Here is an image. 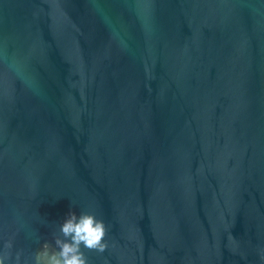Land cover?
Returning <instances> with one entry per match:
<instances>
[{
  "label": "water",
  "instance_id": "obj_1",
  "mask_svg": "<svg viewBox=\"0 0 264 264\" xmlns=\"http://www.w3.org/2000/svg\"><path fill=\"white\" fill-rule=\"evenodd\" d=\"M70 209L88 264H264V0H0L5 264Z\"/></svg>",
  "mask_w": 264,
  "mask_h": 264
},
{
  "label": "clouds",
  "instance_id": "obj_2",
  "mask_svg": "<svg viewBox=\"0 0 264 264\" xmlns=\"http://www.w3.org/2000/svg\"><path fill=\"white\" fill-rule=\"evenodd\" d=\"M105 233L104 221L95 214L70 209L53 233L54 243L44 241L32 254L31 264H88L83 249L104 253ZM7 259L6 255H0V264H5ZM16 260L19 264V253Z\"/></svg>",
  "mask_w": 264,
  "mask_h": 264
}]
</instances>
